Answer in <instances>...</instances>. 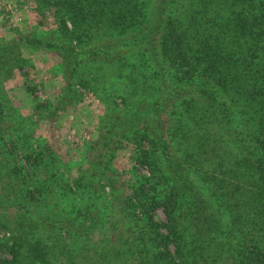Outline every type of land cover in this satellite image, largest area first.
Listing matches in <instances>:
<instances>
[{"label": "trees", "instance_id": "trees-1", "mask_svg": "<svg viewBox=\"0 0 264 264\" xmlns=\"http://www.w3.org/2000/svg\"><path fill=\"white\" fill-rule=\"evenodd\" d=\"M37 1L59 15L71 80L88 83L83 66L95 68L88 86L103 99L100 85L110 76L129 79L132 90L136 73L153 83L134 109L127 94L117 107L105 92L109 101L92 143L104 149L83 169L76 166L83 172L71 176L50 146L30 143V168L46 181L51 200H18L23 216L13 227L0 214V228L11 230L9 240L0 237V264H264V0ZM91 38L82 62V45ZM111 44L133 48L109 56ZM130 55L133 74H121L114 65ZM111 67L116 74L106 71ZM3 107L0 99V169L14 146L5 143ZM111 136L131 143L148 165L149 174L136 175L127 192L109 168ZM64 194L74 201H60ZM101 197L104 216L96 211ZM156 207L163 221L152 218ZM129 218L133 229L122 228Z\"/></svg>", "mask_w": 264, "mask_h": 264}, {"label": "rangeland", "instance_id": "rangeland-1", "mask_svg": "<svg viewBox=\"0 0 264 264\" xmlns=\"http://www.w3.org/2000/svg\"><path fill=\"white\" fill-rule=\"evenodd\" d=\"M63 16L65 25L71 28L72 23L69 17L65 14ZM59 22V15L54 9L40 4L37 0H0V42L5 43L0 59V99L4 106V123L8 126L9 133L5 143L7 145H9L8 142L14 143L11 157L7 161L1 160L5 166L0 169L2 180V183L0 182V214L9 220L7 224L10 223L12 227L14 221L23 216V206L18 203V200H29L33 203L40 201L32 200V197L43 198L42 201L46 202L51 200V197L45 196L46 181L40 175H34L30 168V143L40 142L50 146V149L57 153L58 159L67 163L71 176L80 171L83 172L76 166H81L83 169L89 157H95L104 149L92 143L97 137L99 116L109 101L105 92L113 96L117 107H121L122 97L127 94L126 101L133 104L131 107L134 109L137 106V99L146 94L143 93L144 89H148L153 83L146 73H136L137 77L133 83V85L136 83V86H133L132 90L129 79L121 77L122 75L110 76L109 83L100 85V92L105 97L103 99L102 95H97L88 86L89 82H92L95 68L87 69L83 66L87 73L81 69L85 72L88 83L81 84L71 80L69 73L64 69L66 61L61 47L63 38L60 34ZM94 40L91 38L82 45L80 54L82 62L85 60V55H88L85 51L87 46ZM131 46L121 49L111 44L109 56L114 55V49L125 55L133 48V45ZM143 47V45L137 46V48ZM124 60H126L125 64L116 63L114 68L120 66L121 74L127 72L133 74L131 71L133 56L124 57ZM106 71L116 74L112 67ZM140 76L142 87L137 85ZM117 78L119 80H116ZM160 89L163 92L168 90L165 86H160ZM117 107H113L115 109L110 111V116H115ZM112 139L113 136L109 137L106 144L114 148L109 168L117 171V183L123 191L127 192L129 189L127 183L133 182L136 175L149 174L148 165L139 162L134 156L137 149H134L131 143L114 142ZM57 165L60 171L65 168L60 161ZM109 168L104 169L106 174L110 173ZM96 177H99L98 173L93 179L96 180ZM2 189H6L8 194L2 192ZM105 192H109L107 186H105ZM58 196L64 203L74 201V197L68 194H64L63 198ZM97 200L100 202L98 206L101 209L96 211L98 215L104 216L106 199L101 197ZM31 210L30 206L28 211H24V216L30 215ZM44 210L46 207L37 212ZM136 215L139 219L137 224H140L142 216L138 212ZM151 216L157 221L165 219L161 207H156L151 212ZM127 226L133 229V218L122 222V228ZM160 231L164 232L162 228ZM120 232V229L116 227L111 234L116 239ZM10 234L11 230L0 228V237L7 236L9 240ZM172 246L171 244L168 246L171 253ZM5 256L8 258L10 255L5 253ZM55 264L59 263L55 262Z\"/></svg>", "mask_w": 264, "mask_h": 264}]
</instances>
